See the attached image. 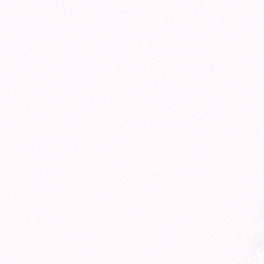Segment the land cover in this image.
I'll list each match as a JSON object with an SVG mask.
<instances>
[{
	"label": "snow or ice",
	"instance_id": "6c2138e0",
	"mask_svg": "<svg viewBox=\"0 0 264 264\" xmlns=\"http://www.w3.org/2000/svg\"><path fill=\"white\" fill-rule=\"evenodd\" d=\"M0 264H264V0H0Z\"/></svg>",
	"mask_w": 264,
	"mask_h": 264
}]
</instances>
